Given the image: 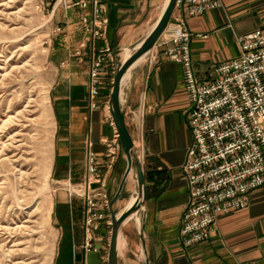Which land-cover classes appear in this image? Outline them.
Returning <instances> with one entry per match:
<instances>
[{
	"label": "crops",
	"instance_id": "0c3cea01",
	"mask_svg": "<svg viewBox=\"0 0 264 264\" xmlns=\"http://www.w3.org/2000/svg\"><path fill=\"white\" fill-rule=\"evenodd\" d=\"M45 1L52 6L58 29L49 47L56 71L50 89L54 122L50 176L58 185L51 213L57 233L53 264H109L112 221L136 187L110 113L114 70L125 61L128 49L152 30L168 0H103L109 23L106 35L95 41L82 25L87 11L66 13L54 5L56 0ZM187 25L200 35L191 43L196 75L200 81L213 80L219 64L239 56L236 36L264 31V0H222L221 7L187 18ZM165 50L153 49L124 82L126 123L143 161L147 198L139 218L132 217L123 228L119 264H264L262 190L253 193L248 209L221 216L209 240L193 247L180 241L189 201L183 165L192 143L190 105L182 66L170 61ZM101 54L106 56L101 95L92 108L89 71ZM113 140L117 154L113 168L108 169L107 143ZM88 150L97 155L108 200V206L102 207L104 218L93 232L92 249L85 248L86 203L69 192V187H79L86 178ZM98 202L101 205L103 199Z\"/></svg>",
	"mask_w": 264,
	"mask_h": 264
},
{
	"label": "built area",
	"instance_id": "2783aa9c",
	"mask_svg": "<svg viewBox=\"0 0 264 264\" xmlns=\"http://www.w3.org/2000/svg\"><path fill=\"white\" fill-rule=\"evenodd\" d=\"M56 6L66 13L87 11L82 25L93 41L106 35L109 21L103 0H57ZM221 6L222 0H177L171 22L154 48H166L167 58L182 66L190 105L192 143L183 165L189 201L180 229V241L186 247L209 240L221 216L248 209L253 193L264 191V31L236 36L239 56L219 64L215 79L200 81L194 69L191 43L200 35L189 29L187 18ZM105 63L106 56L101 54L91 64L88 88L92 108L97 107L101 95ZM115 138L119 139L118 133ZM115 141L107 143L108 169L115 163ZM105 188L97 155L88 150L84 182L69 187L71 194L86 203L87 249L93 248V232L104 218L102 207L108 206ZM99 198L103 199L101 205Z\"/></svg>",
	"mask_w": 264,
	"mask_h": 264
},
{
	"label": "rangeland",
	"instance_id": "374dc122",
	"mask_svg": "<svg viewBox=\"0 0 264 264\" xmlns=\"http://www.w3.org/2000/svg\"><path fill=\"white\" fill-rule=\"evenodd\" d=\"M51 12L45 0H0V264L54 261Z\"/></svg>",
	"mask_w": 264,
	"mask_h": 264
},
{
	"label": "water",
	"instance_id": "95a60500",
	"mask_svg": "<svg viewBox=\"0 0 264 264\" xmlns=\"http://www.w3.org/2000/svg\"><path fill=\"white\" fill-rule=\"evenodd\" d=\"M176 3L177 0H168L161 17L156 22L152 30L128 49L127 58L124 62L117 63L109 103L110 113L130 169L135 172L137 186L135 202L130 207L124 208L120 214L114 216L112 221L111 242L108 255L109 264H119V240L122 236L123 228L133 218H139L141 211L145 207L147 198V183L143 161L126 123V108L123 102L124 86H122V82L124 77L127 74L129 75L130 72L139 64H137V62L142 57H145L144 59H146L153 51L170 24ZM132 216L136 217L132 218Z\"/></svg>",
	"mask_w": 264,
	"mask_h": 264
},
{
	"label": "bare ground",
	"instance_id": "6f19581e",
	"mask_svg": "<svg viewBox=\"0 0 264 264\" xmlns=\"http://www.w3.org/2000/svg\"><path fill=\"white\" fill-rule=\"evenodd\" d=\"M126 58H127V56H126ZM144 58L145 57H142L138 62H137V64L138 63H140L141 61H143L144 60ZM127 77H128V74L124 77V79H123V82H122V86H124V82L126 81V79H127ZM10 119H11V117H10ZM8 163V162H7ZM6 163V164H7ZM133 173H134V176H135V181H136V186H137V180H136V175H135V172H134V170H133ZM132 176V175H131ZM134 176H133V178H134ZM134 182V181H133ZM135 200H136V187H135V191H134V194H133V197L131 198V200L129 201V203L127 204V206L125 207V208H128V207H130L134 202H135ZM133 217V216H132ZM136 217V216H135ZM131 219V218H130ZM120 243H121V237H120V240H119V249H120Z\"/></svg>",
	"mask_w": 264,
	"mask_h": 264
}]
</instances>
